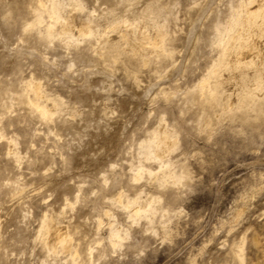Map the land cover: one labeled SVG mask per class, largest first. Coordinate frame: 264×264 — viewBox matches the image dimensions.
Returning <instances> with one entry per match:
<instances>
[{
	"label": "rangeland",
	"instance_id": "1",
	"mask_svg": "<svg viewBox=\"0 0 264 264\" xmlns=\"http://www.w3.org/2000/svg\"><path fill=\"white\" fill-rule=\"evenodd\" d=\"M73 1L0 0V264H264V0Z\"/></svg>",
	"mask_w": 264,
	"mask_h": 264
},
{
	"label": "bare ground",
	"instance_id": "2",
	"mask_svg": "<svg viewBox=\"0 0 264 264\" xmlns=\"http://www.w3.org/2000/svg\"><path fill=\"white\" fill-rule=\"evenodd\" d=\"M39 1V0H38ZM65 1V0H64ZM75 1V0H74ZM73 1V2H74ZM77 1V0H76ZM59 2V1H58ZM40 3V5H41V1L39 2ZM79 3L80 2H78V3H76L75 2V5H73V7H76L77 6V4L79 5ZM65 4V3H64ZM81 4V3H80ZM39 6V5H38ZM42 6V5H41ZM40 6V7H41ZM66 6V5H65ZM43 7V6H42ZM67 7V6H66ZM69 7V6H68ZM70 7H72V6H70ZM70 7H69V9H70ZM81 7H82V5H81ZM255 7V6H254ZM80 8V7H79ZM79 8H77L78 10H80ZM83 8V7H82ZM72 10H73V8H71ZM75 10V9H74ZM76 11V10H75ZM81 11V10H80ZM74 14V13H73ZM59 20H60V18H59ZM68 20V19H67ZM66 22H65V20H64V24H65ZM126 23H128V22H126ZM89 24V23H88ZM88 24H86L85 22H80L79 24H77V23H74V22H71V23H69V28H73V27H75V28H77V29H79L80 30V32H82L83 34H84V32H87V31H89L90 30V26L88 25ZM124 24V23H123ZM131 25H134V24H131ZM116 26V25H115ZM127 26V25H126ZM129 26H130V23H129ZM66 27V26H65ZM139 28V27H138ZM67 30V29H66ZM65 30V31H66ZM62 33V32H61ZM115 34V33H114ZM114 37H115V35H113ZM160 37V36H159ZM162 37V36H161ZM160 37V38H161ZM110 39V38H109ZM162 40V39H161ZM258 40H256V42H257ZM260 41H262V40H260ZM154 42H156V41H154ZM259 42V41H258ZM139 43V42H138ZM161 43V42H160ZM154 44V43H153ZM163 44V43H162ZM122 45V44H121ZM157 45H159V44H157ZM161 45V44H160ZM148 46V45H147ZM162 46V45H161ZM257 46V45H256ZM158 49V48H157ZM262 53V52H261ZM251 54H253V51H251V49H250V51H248L247 50V53L246 54H244V55H247V56H250ZM239 55V54H238ZM241 56H243V55H241ZM233 73H235V72H233ZM34 87V86H33ZM38 87V86H37ZM32 88V87H31ZM39 88V87H38ZM37 93H38V91H37ZM30 100V99H29ZM30 102V101H29ZM29 102H27V103H29ZM43 102V101H42ZM40 103V102H39ZM35 107H36V109H37V111H39L38 113H43V114H47V113H49L48 112V110H47V108L44 106V105H34ZM34 112H35V110H34ZM40 113V114H41ZM41 116V115H40ZM43 116V115H42ZM46 117V116H45ZM44 117V118H45ZM165 135V134H164ZM164 156V155H163ZM14 158V157H13ZM15 159V158H14ZM13 159V160H14ZM18 159V158H17ZM16 159V160H17ZM15 160V161H16ZM19 160V159H18ZM17 160V161H18ZM16 161V162H17ZM134 209V208H133ZM45 219V218H44ZM44 219H43V221H44ZM50 224H51V221H50ZM43 226V225H42ZM65 233H66V229L65 228H55V227H53V238L54 239H56V240H60V239H62L63 237H64V235H65ZM66 236V235H65ZM69 239V238H68ZM66 240L67 242L69 241V240ZM43 240V239H42ZM50 241V240H49ZM71 242V241H70ZM67 244V243H66ZM66 244H65V246H66ZM70 244V243H69ZM68 244V245H69ZM114 245V244H113ZM68 247V246H67ZM69 249V248H68ZM69 251V250H68ZM91 251V250H90ZM89 251V252H90ZM67 252V251H66ZM71 252H73V251H71ZM74 252H75V250H74ZM73 252V253H74ZM55 253V252H54ZM76 253V252H75ZM71 254V253H70ZM69 254V255H70ZM89 254V256H90V253H88ZM71 255H73V254H71ZM76 255V254H75ZM74 256V255H73ZM74 261V260H73ZM74 262H76V261H74ZM73 264V263H72Z\"/></svg>",
	"mask_w": 264,
	"mask_h": 264
}]
</instances>
